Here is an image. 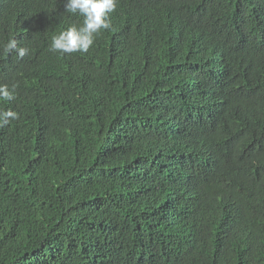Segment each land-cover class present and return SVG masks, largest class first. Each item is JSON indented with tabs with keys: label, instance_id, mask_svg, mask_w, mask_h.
<instances>
[{
	"label": "trees",
	"instance_id": "16d2710c",
	"mask_svg": "<svg viewBox=\"0 0 264 264\" xmlns=\"http://www.w3.org/2000/svg\"><path fill=\"white\" fill-rule=\"evenodd\" d=\"M65 2L0 0V264H264V0H118L61 54Z\"/></svg>",
	"mask_w": 264,
	"mask_h": 264
},
{
	"label": "clouds",
	"instance_id": "9594fccd",
	"mask_svg": "<svg viewBox=\"0 0 264 264\" xmlns=\"http://www.w3.org/2000/svg\"><path fill=\"white\" fill-rule=\"evenodd\" d=\"M117 5L118 0H66L65 10L83 17V22L52 36L49 50L61 54L87 53L101 30L110 29V13L116 10ZM3 51L5 54L15 52L17 57L22 59L28 54L29 49L18 46L16 39H10L4 45ZM15 87L13 85L10 89L7 84H0V100L14 99ZM15 119H19L17 112L11 109L0 110V127L8 125Z\"/></svg>",
	"mask_w": 264,
	"mask_h": 264
}]
</instances>
